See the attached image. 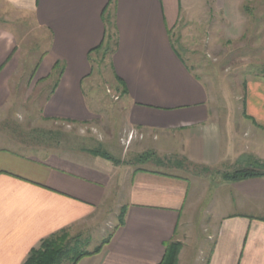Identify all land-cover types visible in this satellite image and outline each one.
Instances as JSON below:
<instances>
[{"label":"crops","instance_id":"1","mask_svg":"<svg viewBox=\"0 0 264 264\" xmlns=\"http://www.w3.org/2000/svg\"><path fill=\"white\" fill-rule=\"evenodd\" d=\"M250 1L264 2L0 0V106L8 104L21 71L15 27L31 22L51 37L31 79L50 78L57 63L64 67L43 115L89 120L83 84L92 74L89 52L105 38L106 10L118 33L111 64L126 89L121 100L128 124L147 134L156 151L169 154L180 147L187 162L205 169L264 166V73L247 80L240 121L227 114L223 124L207 86L211 80L189 53L220 49L223 38L244 39L253 15ZM82 154L88 157H41L0 147V264H23L33 247L62 229L98 225L116 191L123 196L117 204L119 212L125 207L123 224H114L101 250L77 264H158L171 241L182 243L178 264H264V174L206 184V193L213 194L215 239L206 259L191 261L184 241L197 192L190 195L188 176Z\"/></svg>","mask_w":264,"mask_h":264},{"label":"rangeland","instance_id":"2","mask_svg":"<svg viewBox=\"0 0 264 264\" xmlns=\"http://www.w3.org/2000/svg\"><path fill=\"white\" fill-rule=\"evenodd\" d=\"M246 5L253 15L250 14V27L244 39L228 41L223 38L220 49L189 51L194 65L203 70L200 73L204 74L203 78L211 80L207 86L213 90V106L219 107L218 116L223 124L228 115H239L240 121L247 80L264 73V18L261 17V13L264 14V2L250 1ZM29 23L15 27L20 38L18 53L22 65L20 74L15 77L8 104L0 106V147L41 157L44 156L41 154L55 152L88 157L82 153L90 154V151L99 150L109 153L122 161V164L157 168L188 176L192 188L190 195L193 191L197 193L188 215L192 228H189L188 241H184L185 254L191 261L203 257L206 259L215 239L211 220L216 216L211 204L213 194L206 193V184H216L226 179L223 177L225 174L236 171L250 172L253 176L262 175L264 166L251 162L245 170H233L229 166L205 169L187 162L180 153V147H173L176 150L173 152L172 149L169 154L156 151L147 134L142 135L128 124L127 111L121 100L122 86L113 74L108 56L102 58L99 55L95 58L92 74L83 84L87 104L92 112L89 120L75 122L61 117H45L44 101L55 88L59 73L58 70L54 71L45 80L31 79L33 68L49 49L51 37L49 33H39ZM178 52L182 55L181 49ZM141 158L142 161H139ZM122 200L123 196L117 191L110 195L107 199V217L104 215L101 222L91 229L87 227L81 231L76 230L70 232L71 235L89 240L87 248L94 249L113 232V225L119 223L117 204L124 202Z\"/></svg>","mask_w":264,"mask_h":264},{"label":"trees","instance_id":"3","mask_svg":"<svg viewBox=\"0 0 264 264\" xmlns=\"http://www.w3.org/2000/svg\"><path fill=\"white\" fill-rule=\"evenodd\" d=\"M105 13L106 10L103 12V18L107 24L105 38L100 45L93 48L89 52V60L93 65V61L97 56L102 55V58H106L108 56L110 66L112 68L111 56L115 53L118 46V33L113 21V17L111 14L106 15ZM57 70L59 73V78L63 74L64 67L57 63V65H55V72ZM115 78L120 84L121 79L116 76ZM120 85L124 86V83ZM123 86L121 94L124 92V90L126 91ZM92 153L107 160L113 161L115 164L123 163L105 151L95 150ZM140 160L142 161V158L139 159V161ZM250 176H253V173L236 171L231 174H225L224 178L228 180H240ZM124 215L125 207H123L120 211V224H123ZM110 237L111 234L104 238L98 246L90 250L87 248L89 240H83L79 235L73 236L68 229H62L42 239L36 247H33L24 260L23 264H77L82 257L99 252L102 246L108 242ZM181 248L182 243L180 241L168 242L166 244L165 256L158 264H178V256Z\"/></svg>","mask_w":264,"mask_h":264}]
</instances>
